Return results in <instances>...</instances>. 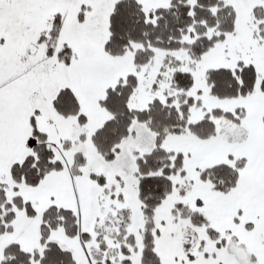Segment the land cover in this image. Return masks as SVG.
<instances>
[{
  "label": "rangeland",
  "instance_id": "374dc122",
  "mask_svg": "<svg viewBox=\"0 0 264 264\" xmlns=\"http://www.w3.org/2000/svg\"><path fill=\"white\" fill-rule=\"evenodd\" d=\"M97 1L0 0V131L7 129L8 124H13L11 122L18 120V118L27 113L26 104L28 98L26 90L32 87L35 89L41 87L39 76L42 73H39L37 70L32 72L33 66L43 67L46 61H50L49 58L52 57L61 63L57 55L63 47L70 48L72 59L69 64H62L71 65L74 60H78L77 50L73 47L71 41L76 46L82 45L83 28L89 30L92 34L91 45L94 47L98 46L96 49L91 47L89 50L92 58L91 66L95 71L91 75V81L95 87L99 86L100 82L111 85L117 81L118 84L129 75L137 76L139 74V77L143 79L142 82L139 79V89L137 88L131 97L130 104L133 102V106L135 103L142 105V100L140 99L147 98L151 102L155 97L160 96L163 102H165V100L168 101V98H172L171 96H177L176 90L174 91L173 89H171V92L166 91L165 96H163L164 92H162V88H169L172 84L171 76L176 66H173L172 63L168 65L169 61L164 66L165 60L168 57L167 54H172L179 60V68L183 71H190L194 76V85L188 91V95L196 101L194 107L191 109L190 122L192 124L203 120L205 116L203 112L207 113L214 109L210 106L212 103H209L211 102L209 100L214 99L211 97L206 83L207 70L232 68L237 66L240 61L256 67L258 72L257 89L249 98L253 100L252 110L261 107L262 111H264V92L259 88L264 78V39L259 35V28L255 17V9L257 7L262 8L264 13V0H224L226 4L232 5L237 12L235 32L228 34L224 41L218 43L200 59L193 60L185 49L172 52L156 50L154 59L150 63L138 69L133 61V66L130 69L131 74L119 76L120 78L116 76L119 67L105 60L100 53L102 49L105 51V44L110 36L109 19L118 0H104L107 3L112 1L114 4L113 9L109 7V9L98 8ZM138 1L144 6L148 14L155 8L170 5V0ZM190 1L191 3L195 2V0ZM81 15H83V20L80 19ZM54 25H57L58 31L52 40V45H50V31L54 29ZM213 33V30L209 31V35ZM71 34L72 37L70 36ZM42 36L47 39L42 41ZM183 39L185 42L193 41L189 34H186ZM49 46L53 47L54 53L52 55H48L47 53ZM77 49L78 53H80L79 50L81 49ZM137 49L138 46L133 44L127 50L125 56H132L134 60V54ZM76 65L80 67L81 63H76ZM146 66H149L147 70L144 69ZM96 67L105 68L106 72L102 73ZM9 79L12 80L8 82ZM151 80L156 81L160 87L148 89L145 84L152 83ZM116 85L108 87L107 90ZM43 86L45 87V85ZM199 109L203 112L198 111ZM195 110L200 112V115L204 114L199 121V114L195 116ZM242 112L240 114L235 113L236 121H231L228 118L219 119L212 116L210 120L213 121V124L205 123L204 131L201 132L207 134L213 128L216 137L219 136L224 141L234 143L235 145L242 144V146L236 147L239 148L237 150H248L247 146L243 144L246 140L244 122L248 116L247 109L242 108ZM263 121L264 118L259 138L256 139V143L260 146L256 147V150L264 146ZM196 133H198L196 129L189 128L188 132L182 134V136L196 135ZM81 136L83 137L81 139L77 137L63 140L62 147L75 155L82 153L85 158V164L80 167V173L75 175V177H81L82 174H86L94 182L96 181L92 179L91 174L102 175L106 178V186H101L96 182L102 188L101 198L94 195L95 205L93 206L97 210V218L94 221L93 219H82L81 221L77 208L69 201L67 194H56V202L51 204L42 195H38L37 191L41 192V189L34 191L33 187L26 186L25 183H20L18 189H16L13 181V186L10 189L6 186L3 187L6 190L8 202L11 203L16 196H21L24 202L31 203L36 213L31 217L27 214L26 209L14 208L16 215L10 223L12 230L0 235V264L5 248L12 243H18L28 252L38 251L42 253L45 250L46 245L41 244V223L45 210L51 205H58V207L66 209L72 208L78 216L79 234L77 236L68 237L64 228L58 227V229L51 231L47 240V243H57L64 249L71 251L76 264H96L92 259L91 251V245L98 246L95 239L85 242L81 236L83 233L96 235L95 233L93 234L96 224L104 226L108 233L107 241L111 248H119L121 244L115 241L114 238L112 239L110 234L112 232L114 234H116L115 232L120 233L118 232V227L121 219L118 218V212L120 209H129L130 219L127 223V230L133 235V240H128L127 238L126 241L124 239V243H128L129 250L131 251L128 257L130 259L129 263L142 264L143 236L146 223L139 199L138 187L132 186L129 180L124 181L122 175L115 178L108 174L109 171L103 174L94 170L91 165H97V162L95 159L89 158L85 148L86 136L83 133ZM136 150L141 153L137 147H133L131 149L133 156ZM75 155L72 160V166ZM182 155L184 170L187 169L193 173V155L191 159L186 154L182 153ZM240 157H244V155ZM240 157H232L235 158L232 162L235 163L234 161ZM244 158L249 165L248 159ZM114 160L105 161L109 163L114 162ZM247 164L241 170L238 186L228 194L215 191L210 182L201 181L198 171L207 167H197L196 176L199 183L197 184V190L200 192L196 193V190L193 195L194 187L189 191L186 189L185 196L181 195L180 191L177 192L176 194L181 199L177 203L171 204L173 205V208L172 206L170 208L171 211L168 210L169 205H166L167 199L170 197L169 195L161 207L156 210L154 216L155 250L159 254L161 264H264V163L258 166H247ZM189 173L186 172L182 176V189L186 188L185 186H188L189 180L192 179ZM135 180L137 182L136 177ZM21 184H24L25 189L23 191H20V188H22ZM113 187L117 191L114 192ZM105 189L107 190L105 191ZM177 189L180 190V186ZM45 190L49 192L47 188ZM113 193L122 194L124 197L123 201L115 198ZM204 195L206 196L201 203V207H196L197 204L191 202V199L196 197L198 200L195 202L198 203ZM180 202L187 206L182 216L177 215L173 211L175 206L177 207V204ZM202 208L205 209L202 210L204 211L202 213L206 216L208 223L196 226L188 214H191L190 211ZM110 218L113 219L111 220L112 223L106 225L108 221L110 222ZM80 222L82 226H80ZM89 223H91V228H93L92 231H88ZM211 229H214V232L210 231ZM118 255L121 257V260L125 258L124 253H121V251L118 252ZM87 257L89 263H87Z\"/></svg>",
  "mask_w": 264,
  "mask_h": 264
},
{
  "label": "trees",
  "instance_id": "16d2710c",
  "mask_svg": "<svg viewBox=\"0 0 264 264\" xmlns=\"http://www.w3.org/2000/svg\"><path fill=\"white\" fill-rule=\"evenodd\" d=\"M256 22L259 35L264 39V13L262 8L255 9ZM83 20V15L80 16ZM237 12L232 5L224 0H170V5L158 7L148 14L144 6L138 0H118L109 19V38L105 44V51L114 57L125 55L133 44L138 46L134 54V62L138 67H143L154 59L156 50L177 51L185 49L193 60L200 59L204 54L213 49L218 43L224 41L228 34L234 33L236 29ZM58 25V23L56 22ZM57 25L50 31L49 43L57 35ZM59 26V25H58ZM213 34L209 35V31ZM189 34L192 42H185L184 36ZM42 41L47 39L42 36ZM72 52V51H71ZM70 48L63 47L58 53L61 63L69 64L72 55ZM48 55L54 53L53 47L49 46ZM166 65L172 63L174 71L171 76V89L176 90L177 96H171L168 101L155 97L145 108L137 109L130 105L131 97L139 87V78L129 75L120 81L115 87L106 91L105 97L100 105L110 115L108 121L98 129L92 136V142L98 153L106 160L112 161L120 152L121 145L132 134V125L139 122L146 125L156 136L154 149L148 154L134 151L136 159L135 177L139 199L145 218V232L143 236L142 264H161L158 252L155 250V223L156 210L166 201L178 187L179 183L173 180L176 176L185 175L183 155L165 148L164 142L170 135H182L189 128L196 129L199 138L207 139L215 136L211 128L207 134L204 124H213L210 118H228L236 121L235 113H243L238 107L234 111L225 110L223 107L214 108L205 113L203 120L192 124L190 122L191 109L196 101L188 95V91L194 85V76L190 71L179 68V60L172 54H167ZM165 69V68H164ZM258 72L256 67L245 62H238L233 68L209 69L206 73V83L210 95L215 101L242 100L251 97L257 89ZM158 83H155L157 86ZM169 87V88H170ZM264 92V78L260 84ZM53 107L63 117L78 116L79 123L85 125L86 118L81 115V104L75 93L64 88L59 90L53 100ZM244 109V108H243ZM264 123V121H263ZM32 135L36 143L31 153L21 162L11 166V175L18 189L20 183L28 186H37L47 174L60 171L62 162L55 158L53 149L48 143L46 132L38 128L35 117L31 119ZM231 158L228 163H219L204 169H199L200 179L210 182L217 192L228 194L232 192L239 183L241 170L246 166L244 157L238 158L235 163ZM85 164L82 153L75 155L72 166V174L78 175L80 167ZM93 180L101 186H106V178L102 175L91 174ZM174 177V178H173ZM186 188L181 187V195H186L193 187L189 180ZM179 182V181H178ZM185 183V182H184ZM180 186V185H179ZM114 192L117 191L113 187ZM107 189H105L106 191ZM115 198L123 201V195L113 193ZM199 200L196 207H201ZM24 208L29 216L35 215V210L30 202H24L21 196H16L13 202H8L6 190L0 186V235L12 230L11 221L15 218L14 208ZM187 206L180 202L174 208V213L181 215ZM202 209L190 211L188 214L196 226L208 223ZM119 234L112 232L110 237L121 245L119 248H111L108 244V233L104 226L96 224L93 232L83 233L81 236L85 242L95 239L98 246L91 245L92 259L96 264H130L128 243L124 239L133 240V235L127 230L130 219L129 209H120L118 212ZM186 217V216H185ZM188 217V216H187ZM110 222L106 225H110ZM63 227L68 237L79 234V223L77 214L63 207L51 205L44 214L41 223V244L46 245L45 250L28 252L18 243L8 245L4 250L1 264H76L71 251L64 249L57 243H47L51 231ZM106 227V226H105ZM210 231L214 232V229ZM215 234V233H214ZM124 243V244H123ZM124 253L125 258L121 260L118 252ZM118 255V257H117Z\"/></svg>",
  "mask_w": 264,
  "mask_h": 264
},
{
  "label": "crops",
  "instance_id": "0c3cea01",
  "mask_svg": "<svg viewBox=\"0 0 264 264\" xmlns=\"http://www.w3.org/2000/svg\"><path fill=\"white\" fill-rule=\"evenodd\" d=\"M97 2L98 3L96 4H98V8L101 9H107L108 7L113 9L114 7L112 1L107 3L104 2V0H98ZM82 31L83 42L81 46H76L74 42L71 41L73 43V47L77 50V54L79 56L78 60H74L71 65H64L52 57L49 58L50 61H46V64L43 65V67H32V72L37 70L39 73H42L39 76L41 87L39 89L32 87L26 90V96L28 98V102L26 104L27 113L18 118V120L11 122L13 124H8L7 129L0 131V186H6L9 187V189L13 186V180L10 174L11 166L16 162H21L31 153L32 147L36 142V139L32 135L31 128V119L32 117H35L39 128L48 135V143L54 151L55 158L62 162L64 167L60 171H53L47 174L37 186L33 187L34 191L41 189V192L37 191L38 195H42L51 204L56 202V194H67L69 201L77 208L80 214V220L93 219L94 221L98 215L97 210H95L93 206L95 205L94 195L101 198L100 194L102 188H100L96 182L91 181L86 174H82L81 177H75L72 175L71 166L75 154L67 149H64L62 147V141L68 138L77 137L81 139L83 138L81 136L83 133L87 139L85 142L86 152L89 158L91 157L97 162V165H91V167L103 174H106V172L109 171L108 174L110 176H114L115 178L122 175V179H124V181H131V185L137 188V182L135 180L136 163L135 158L131 153V149H133V147H137L141 153L148 154L155 147L156 136L146 125L134 122L132 125L131 136L123 141L121 151L114 162L107 163L98 154L93 146L92 136L110 118L109 113L101 107L100 101L104 98L107 88L116 85L117 81L111 85H108V83L105 82H100L97 87L92 84L91 75L92 73L94 74L95 71L91 66L92 58L89 50L91 47L96 49L98 46L94 47L91 45L90 40L92 39V34L89 30H85V28H83ZM70 36L72 37V34ZM102 45L101 47L103 48ZM77 48L81 49L79 50L80 53H78ZM100 53L105 60L110 61L111 64L119 67L116 76L119 77L131 74L130 69L134 63L132 56L124 55L122 57H112L109 56L104 49L100 50ZM76 63H81V66H77ZM148 67L149 66H146L144 69L147 70ZM96 68L102 71V73L106 72L105 68ZM137 77L140 79V82L143 81V79L139 77V74H137ZM11 80L12 79H9L8 82ZM151 81L152 83L150 82L145 84L148 89H157L160 87L155 85L156 81ZM43 85H45V87ZM64 88H70L79 97L81 115L86 118V123L85 125H81L82 127L80 126L78 116L68 118L63 117L58 114L53 107L54 98L58 94L59 90ZM147 88H145V90H147ZM166 91L171 92V87L162 88V92H164L163 96H165ZM160 98L162 99V97ZM140 100H142V105L135 103L133 106V102H131L130 105L133 108H145L148 106L147 104L150 103V99L147 100V98ZM209 101H211L209 103H212L210 104L212 109L219 106L225 108V110H235L238 107L247 109L248 116L244 122V126L246 127V140L243 144L247 146L248 150H237L239 148L236 147L242 146V144L235 145L234 143L224 141L219 136L208 139H202L196 135L169 136L164 143L166 149L186 154L190 159L192 155L194 157L192 158L194 160V163L192 164L193 173L187 169V171L185 170V174L186 172H190L189 174H191L190 176L192 177L191 181L194 182V192H192L193 195L197 190V184H199L196 176V171L198 170L196 169L197 167L204 168L219 163L230 162L232 157H240L243 155L248 159L250 166H258L261 163H264V146L259 147L257 148L258 150H256V147L260 146L256 143V139L259 138L260 131L262 130V120L264 118V111H262L261 107H258L256 110H252V98L225 102L214 100ZM195 111V116L196 114H199L198 121L206 113L201 109L198 111H202L204 113L203 115H200V112L197 110ZM249 165L247 164V166ZM175 182L179 183L181 189L182 176H176ZM23 185L24 184H21L22 188H20V191L25 189ZM45 188H47L49 192L46 191ZM179 191L180 190L178 189L177 191L175 190L167 199L166 205H169V211H171V206L173 208V205L171 204H174V202L177 203L179 199H181V197L176 194ZM197 192L200 191L197 190L196 193ZM205 196L206 195H204L201 199L202 201ZM196 200H198V198L195 197L194 199H191V202L197 204L195 202ZM90 224L91 223H89L88 231H92L93 229ZM80 226H82L81 222ZM87 261V263H89L88 257Z\"/></svg>",
  "mask_w": 264,
  "mask_h": 264
}]
</instances>
